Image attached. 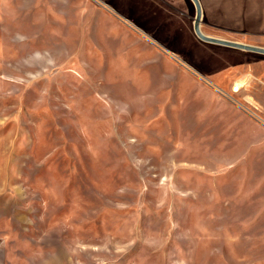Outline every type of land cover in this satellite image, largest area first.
<instances>
[{
	"label": "rangeland",
	"instance_id": "rangeland-1",
	"mask_svg": "<svg viewBox=\"0 0 264 264\" xmlns=\"http://www.w3.org/2000/svg\"><path fill=\"white\" fill-rule=\"evenodd\" d=\"M107 2L0 0V264H264L229 50Z\"/></svg>",
	"mask_w": 264,
	"mask_h": 264
},
{
	"label": "crops",
	"instance_id": "crops-1",
	"mask_svg": "<svg viewBox=\"0 0 264 264\" xmlns=\"http://www.w3.org/2000/svg\"><path fill=\"white\" fill-rule=\"evenodd\" d=\"M107 3L119 7L124 16L146 33H195L197 11L192 0H111ZM199 3L202 33L264 48V0H199ZM201 42L229 50V97L246 102V108L254 111L260 121H252L238 112L239 118L264 132V54ZM235 85L242 86L237 93L232 90Z\"/></svg>",
	"mask_w": 264,
	"mask_h": 264
},
{
	"label": "water",
	"instance_id": "water-1",
	"mask_svg": "<svg viewBox=\"0 0 264 264\" xmlns=\"http://www.w3.org/2000/svg\"><path fill=\"white\" fill-rule=\"evenodd\" d=\"M193 3L195 4L196 11H197V16L194 21V31L196 36L203 42L209 43V44H214L222 47H227V48H233V49H239V50H246V51H252V52H257L264 54V48L260 47H253L241 43H236V42H231L228 40H223V39H218L214 37H209L202 33L201 28H200V22H201V17H202V10H201V5L199 3V0H192ZM166 52V50H163Z\"/></svg>",
	"mask_w": 264,
	"mask_h": 264
},
{
	"label": "built area",
	"instance_id": "built-area-1",
	"mask_svg": "<svg viewBox=\"0 0 264 264\" xmlns=\"http://www.w3.org/2000/svg\"><path fill=\"white\" fill-rule=\"evenodd\" d=\"M242 88V86H240V85H235V86H233V88H232V90H233V92L234 93H237V92H239V90ZM247 110L248 111H250V109H248L247 108ZM251 113L253 112V111H250ZM254 114V113H253ZM255 115V114H254Z\"/></svg>",
	"mask_w": 264,
	"mask_h": 264
}]
</instances>
